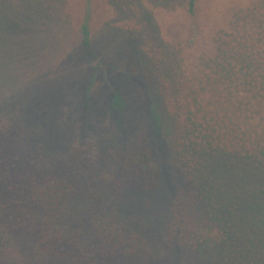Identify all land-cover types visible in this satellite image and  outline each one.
Here are the masks:
<instances>
[{
  "label": "trees",
  "instance_id": "16d2710c",
  "mask_svg": "<svg viewBox=\"0 0 264 264\" xmlns=\"http://www.w3.org/2000/svg\"><path fill=\"white\" fill-rule=\"evenodd\" d=\"M17 2L0 0V15L27 25L51 9ZM150 61L170 108L151 106L162 146L142 127L127 145L65 146L0 116V264H264V0L234 10L191 70L180 55Z\"/></svg>",
  "mask_w": 264,
  "mask_h": 264
},
{
  "label": "rangeland",
  "instance_id": "374dc122",
  "mask_svg": "<svg viewBox=\"0 0 264 264\" xmlns=\"http://www.w3.org/2000/svg\"><path fill=\"white\" fill-rule=\"evenodd\" d=\"M17 1L11 0L12 7L19 6ZM187 1L49 0L50 12L30 16L33 22L27 25L18 18L10 22L13 10L2 8L1 119L65 146L92 140L104 148L110 138L120 136L127 145L139 127L162 146L163 133L151 119V106L155 115L170 108L159 98L158 78L149 76L150 59L173 62L180 55L183 69L191 70L233 11L255 0H197L193 15ZM84 23L93 58L82 44ZM124 101L126 115L121 118L117 107ZM165 160L168 174L162 187L168 190L177 176L169 173ZM162 192L155 202L163 208L169 197Z\"/></svg>",
  "mask_w": 264,
  "mask_h": 264
}]
</instances>
